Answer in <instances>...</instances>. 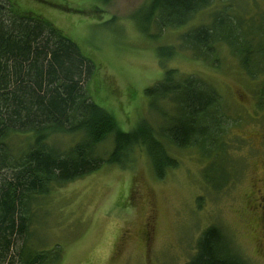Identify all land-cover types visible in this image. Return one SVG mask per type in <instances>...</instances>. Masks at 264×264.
I'll return each instance as SVG.
<instances>
[{"label": "rangeland", "instance_id": "rangeland-1", "mask_svg": "<svg viewBox=\"0 0 264 264\" xmlns=\"http://www.w3.org/2000/svg\"><path fill=\"white\" fill-rule=\"evenodd\" d=\"M11 1L19 11L39 15L60 29L92 60L88 93L122 130L144 118L154 125L160 122V114L148 108L144 89L162 78L164 68L206 79L222 96L231 123V156L241 165L239 170L234 164L231 179L216 190L203 176L208 160L197 149L172 150L177 164L158 179L145 150L137 146L127 167L106 163L43 197L32 242L44 250L58 245L57 264H185L201 231L217 225L247 264H264L258 226L244 223L241 212L249 202L257 204L254 199L264 192V65L252 78L227 45L217 43L216 59L203 60L180 39L185 27L210 22L221 2L214 0L182 28H165L150 37L138 26L139 11L149 0ZM225 4L226 14L241 20L242 31H251L254 43L261 41L264 0ZM150 31L156 33V27ZM165 44H174L175 50L161 60L157 47ZM19 146L13 143L15 150Z\"/></svg>", "mask_w": 264, "mask_h": 264}, {"label": "trees", "instance_id": "trees-1", "mask_svg": "<svg viewBox=\"0 0 264 264\" xmlns=\"http://www.w3.org/2000/svg\"><path fill=\"white\" fill-rule=\"evenodd\" d=\"M218 1L222 8L211 13L210 22L180 32L181 45L195 58L213 61L215 45L223 43L254 78L264 65V36L254 43L251 31H242L241 20L226 14V0ZM213 2L149 0L139 11L138 26L157 37L165 28L189 24ZM174 50V44L160 45L157 54L162 60ZM94 69L60 29L19 11L11 0H0V264H57L58 245L44 250L31 239L40 200L106 163L127 167L137 146L145 150L158 179L177 164L172 150L188 147L208 160L203 176L213 189L231 179L234 164L240 170L230 151V117L206 79L164 68L162 78L144 89L148 108L160 114V122L144 118L125 131L90 97L87 83ZM16 141L21 145L17 150ZM231 246L219 226H207L185 264H247Z\"/></svg>", "mask_w": 264, "mask_h": 264}, {"label": "flooded vegetation", "instance_id": "flooded-vegetation-1", "mask_svg": "<svg viewBox=\"0 0 264 264\" xmlns=\"http://www.w3.org/2000/svg\"><path fill=\"white\" fill-rule=\"evenodd\" d=\"M262 134L261 132L258 135ZM264 187V182H263ZM261 189H258V191ZM264 191V190H263ZM257 204H251L247 207H242L241 212L246 214V218L243 220L244 223L248 224L249 226H258V229L261 234V241L258 243L260 248L262 249V253L264 254V192L259 191L258 197L254 199ZM249 213H248V212ZM255 230V228H252Z\"/></svg>", "mask_w": 264, "mask_h": 264}]
</instances>
